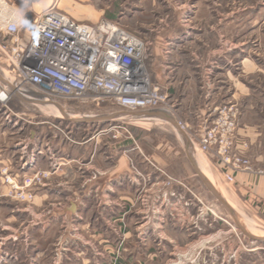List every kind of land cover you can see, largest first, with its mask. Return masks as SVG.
Segmentation results:
<instances>
[{
	"label": "rangeland",
	"instance_id": "1",
	"mask_svg": "<svg viewBox=\"0 0 264 264\" xmlns=\"http://www.w3.org/2000/svg\"><path fill=\"white\" fill-rule=\"evenodd\" d=\"M7 1L15 4L26 17L54 6L86 25L114 18L127 32L145 42L147 67H152V79L165 91L170 111L157 108L128 114L105 108L117 113L105 121L103 116H108L104 108L85 103L49 102L30 89L12 94L6 113L0 105V238L15 228L17 233L22 231L20 221L29 218L24 216L25 208L45 207L32 213H46L47 206L41 207V193L47 186L57 189L64 182L57 177L60 171L55 173L57 170L52 165L48 169L42 165L37 167V155L32 167L28 165L31 152L39 150L31 145L29 130L43 141L81 143L111 127L110 135L98 136V149L102 156L104 151L108 152L104 144L111 145L112 157L116 159L118 146H125L121 155L127 157L136 189L128 196L122 212L126 218L137 219L127 229L134 236L137 229L147 233L157 223L164 238L154 237L155 241L144 242L143 264H264V244L243 236L210 190L211 183L217 192L226 194L225 184L208 167L210 164L220 167V162L198 148L205 131L213 126L221 112L230 109L235 114V129L228 137L232 152H239L253 170H264V165L251 161L249 144L238 135V130L248 121L255 119L264 124V0ZM28 34L26 25L23 35ZM4 40L0 34V42ZM8 76L0 51V84H9V91ZM52 106L60 111L59 115L50 109ZM59 121L63 123L59 125ZM45 122H54L55 128ZM91 122L94 126L89 127ZM178 122L187 125L189 132L181 131L176 125ZM185 139L197 149L196 158L199 163L201 159L200 168L209 184L201 180L198 171L189 169L184 159ZM86 156V151L81 154V158ZM221 168L227 182V172ZM43 173L49 174L43 177ZM37 174L38 179H34ZM98 175L99 172H91L84 181H96ZM236 176L233 182L227 183L233 184ZM79 184L78 180L69 182L73 189ZM70 197L66 195L65 199L70 201ZM55 198L51 196L45 203H58ZM239 211L243 216H239L237 224L251 237H264V211ZM54 234H50L51 239ZM171 238L173 243H167ZM123 245L120 244L122 248ZM151 255L154 256L151 258Z\"/></svg>",
	"mask_w": 264,
	"mask_h": 264
},
{
	"label": "crops",
	"instance_id": "2",
	"mask_svg": "<svg viewBox=\"0 0 264 264\" xmlns=\"http://www.w3.org/2000/svg\"><path fill=\"white\" fill-rule=\"evenodd\" d=\"M149 68L153 77V69L151 66ZM153 81L155 82V78ZM168 90L171 92L172 89ZM171 102L174 101L171 99ZM117 110L119 113H130ZM103 111L108 116H103L105 121H110V117L117 115L113 110ZM112 112L115 113L110 114ZM253 114L254 118L258 117L255 112ZM253 120L243 124L238 130V135L240 140L249 144L248 153L251 161L263 166L264 124ZM90 125L94 126V123H88L89 127ZM28 136L34 142L31 141V145L39 149L36 166L42 165L43 169H48L50 165L52 167L55 165L57 167L55 173L60 171L58 175L56 174L57 177L62 178L64 182L57 189L47 186L41 193L40 203L41 207L47 206L46 213L34 215L32 213L39 212L45 207L37 210L33 207L25 208L24 216L29 218L20 221V226L24 227L22 231L17 233L15 228L8 236L0 238V264H143L144 242H152L155 241L154 237L161 239L163 236L157 223L154 226L151 224L152 228L147 233L143 230L138 232L137 229L134 236L127 229L136 217H124L122 209L124 210L123 206L127 204L128 196L134 193L136 183L128 170L127 157L121 155L125 146H118L119 157L114 159L109 144H104L108 152L104 151L102 156L100 155L98 149L100 138L96 135H91L85 142L76 144L55 139L43 141L30 130ZM183 148L184 159L189 169L194 168L200 174L201 180L209 184L208 178L200 168L203 163L200 159V164L196 158L197 149L187 139L183 142ZM85 151L86 158H81ZM114 153L117 154L118 151L115 150ZM208 167L211 174L226 186V194L217 192L211 183L210 190L229 217L236 222L243 236L257 244H264V237H251L237 224L239 218L243 216L239 209L264 211V180L258 182L246 175H238L233 184H228L225 182L221 167L211 164ZM91 172H99L98 179L85 182ZM69 180L71 182L78 180L80 184L73 189L69 186ZM66 195L71 196L70 201L65 199ZM51 196H56L55 201L58 200V203L55 204L54 201V204L45 203ZM184 214L186 215L183 213V216ZM247 219L252 220L250 217ZM177 220L183 222L180 216H177ZM52 232L55 233L54 239L50 237ZM173 241L172 238L167 239L169 244ZM121 243H124L123 248L120 246ZM153 256L151 255V258Z\"/></svg>",
	"mask_w": 264,
	"mask_h": 264
},
{
	"label": "built area",
	"instance_id": "3",
	"mask_svg": "<svg viewBox=\"0 0 264 264\" xmlns=\"http://www.w3.org/2000/svg\"><path fill=\"white\" fill-rule=\"evenodd\" d=\"M26 25L25 14L15 4L0 0V34L6 38L0 42V51L8 67L11 88L8 91L9 84H0V105L5 113L11 95L23 89H30L49 102L85 103L127 112L157 108L170 111L165 91L153 81L147 67L145 42L119 22L103 19L97 25H86L53 6L33 15L29 34L23 35ZM230 111L219 114L201 137L198 148L220 162L227 172V182H233L239 174L264 180V170H253L239 152L231 150L228 137L235 129V114ZM44 124L54 128L56 125ZM176 125L181 131L190 130L185 124ZM111 131L109 127L96 136L110 135ZM38 154L39 151L31 152L28 165ZM53 168L57 169L55 165ZM34 179H38V174Z\"/></svg>",
	"mask_w": 264,
	"mask_h": 264
},
{
	"label": "water",
	"instance_id": "4",
	"mask_svg": "<svg viewBox=\"0 0 264 264\" xmlns=\"http://www.w3.org/2000/svg\"><path fill=\"white\" fill-rule=\"evenodd\" d=\"M31 23H32V17L31 16H27L26 17V24H27V26L30 27L31 26Z\"/></svg>",
	"mask_w": 264,
	"mask_h": 264
},
{
	"label": "bare ground",
	"instance_id": "5",
	"mask_svg": "<svg viewBox=\"0 0 264 264\" xmlns=\"http://www.w3.org/2000/svg\"><path fill=\"white\" fill-rule=\"evenodd\" d=\"M51 106V105H50ZM50 109L51 110H55V113L57 114V115H59L60 114V111L55 107V106H52V107H50Z\"/></svg>",
	"mask_w": 264,
	"mask_h": 264
},
{
	"label": "trees",
	"instance_id": "6",
	"mask_svg": "<svg viewBox=\"0 0 264 264\" xmlns=\"http://www.w3.org/2000/svg\"><path fill=\"white\" fill-rule=\"evenodd\" d=\"M107 19H108V20H112V21H114V20H113L114 18H112V17H109V18H107Z\"/></svg>",
	"mask_w": 264,
	"mask_h": 264
}]
</instances>
